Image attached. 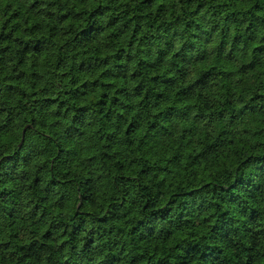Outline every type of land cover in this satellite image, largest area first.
<instances>
[{
    "label": "trees",
    "instance_id": "obj_1",
    "mask_svg": "<svg viewBox=\"0 0 264 264\" xmlns=\"http://www.w3.org/2000/svg\"><path fill=\"white\" fill-rule=\"evenodd\" d=\"M0 264H264V0H0Z\"/></svg>",
    "mask_w": 264,
    "mask_h": 264
}]
</instances>
